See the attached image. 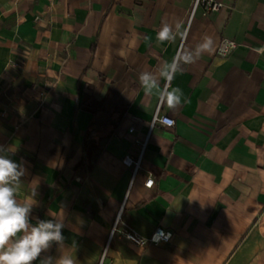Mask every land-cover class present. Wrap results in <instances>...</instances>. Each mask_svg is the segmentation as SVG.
<instances>
[{"label":"crops","instance_id":"obj_1","mask_svg":"<svg viewBox=\"0 0 264 264\" xmlns=\"http://www.w3.org/2000/svg\"><path fill=\"white\" fill-rule=\"evenodd\" d=\"M220 1L0 0V146L26 162L20 199L39 181L31 222L62 212L75 264H264V0ZM176 22L186 38L158 42ZM205 36L214 50L170 82L187 103L144 93L142 70ZM158 227L171 238L123 233Z\"/></svg>","mask_w":264,"mask_h":264},{"label":"clouds","instance_id":"obj_2","mask_svg":"<svg viewBox=\"0 0 264 264\" xmlns=\"http://www.w3.org/2000/svg\"><path fill=\"white\" fill-rule=\"evenodd\" d=\"M187 29L180 22L174 25L163 23L157 33L158 42L173 43L179 37L186 38ZM231 42L225 41L221 54H226L231 48ZM214 50V41L205 36L202 42L194 48L187 47L179 50L171 61H165L158 69L142 70L138 75L141 88L146 95H155L158 101L166 103L173 113L188 100L182 89L171 87L170 82L184 65L196 63L202 55ZM161 81H164L162 86ZM163 122L171 125L173 121L164 117ZM11 149L0 146V264H34L38 259L40 264H75L71 254L62 252L65 249L62 230L66 226L63 215L49 212L51 219L36 218L31 222L32 209L36 204L39 181L33 178L28 183L30 196L20 199L24 189L22 177L27 175L26 162L17 163L4 154ZM56 245L61 254L58 257L43 255Z\"/></svg>","mask_w":264,"mask_h":264},{"label":"built area","instance_id":"obj_3","mask_svg":"<svg viewBox=\"0 0 264 264\" xmlns=\"http://www.w3.org/2000/svg\"><path fill=\"white\" fill-rule=\"evenodd\" d=\"M222 6H223V2H221L220 0H195L194 9H196L198 7H202L204 9V11L206 13H208V12H212V11H217ZM225 41L231 42L232 46L226 54H221V48L223 47ZM236 46H237V44L233 40L223 39L220 46H219L218 54L225 56V55L229 54ZM164 117L170 118L173 121V123L171 125L165 124L163 122ZM156 124L173 126V125H175V119L168 116V115L159 114V112H157L151 121V126H154ZM123 162L127 166H131L133 164L136 166L139 165V161H137V160L135 161L130 155H126L123 158ZM153 183H154V178L151 176L146 180L145 185L147 187H151L153 185ZM115 230H116V224L113 227V231H115ZM123 233L127 239H129L130 241H132L138 245H146L149 242L158 243L162 240H169L172 236L171 232L165 230L162 227L156 228V230L151 234V236L149 238H144L133 230H124Z\"/></svg>","mask_w":264,"mask_h":264}]
</instances>
